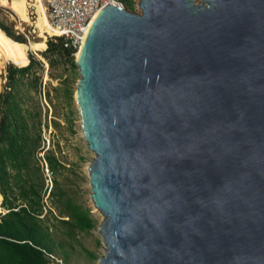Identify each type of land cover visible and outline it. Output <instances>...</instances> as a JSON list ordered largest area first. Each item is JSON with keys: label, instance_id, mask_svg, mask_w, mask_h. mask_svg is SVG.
I'll return each instance as SVG.
<instances>
[{"label": "water", "instance_id": "obj_1", "mask_svg": "<svg viewBox=\"0 0 264 264\" xmlns=\"http://www.w3.org/2000/svg\"><path fill=\"white\" fill-rule=\"evenodd\" d=\"M137 8L74 57L97 264H264V0Z\"/></svg>", "mask_w": 264, "mask_h": 264}, {"label": "trees", "instance_id": "obj_2", "mask_svg": "<svg viewBox=\"0 0 264 264\" xmlns=\"http://www.w3.org/2000/svg\"><path fill=\"white\" fill-rule=\"evenodd\" d=\"M125 9L131 3L122 1ZM0 30L15 43H20L0 23ZM44 55L63 59L70 70H75V53L64 48L60 39L45 42ZM74 54V55H73ZM45 57V56H44ZM48 58V57H46ZM14 62V61H13ZM9 62L1 76L0 92V264H47L43 252L53 254L57 247L62 261L67 254L62 243H54L49 232L47 218H40L44 208L42 197L45 193V166L51 175L48 199L56 211L48 217L65 227L64 236L73 240L75 231L87 233L94 223L89 209L77 204L60 186L57 179L59 169H64L54 155L43 150L39 124H35L26 110L18 106L20 89L33 88L39 78L36 69L40 64L32 59L19 63ZM16 66V67H15ZM70 98L71 92H66ZM43 156L39 157L38 154ZM43 190V191H42Z\"/></svg>", "mask_w": 264, "mask_h": 264}, {"label": "rangeland", "instance_id": "obj_3", "mask_svg": "<svg viewBox=\"0 0 264 264\" xmlns=\"http://www.w3.org/2000/svg\"><path fill=\"white\" fill-rule=\"evenodd\" d=\"M125 1L131 3V9L128 12L134 14L140 13L137 8L138 0ZM194 1L195 3L201 2V0ZM37 11L42 17V6L36 5V15H26L27 23H22L11 10L0 7V23L14 37L21 40L20 43L39 42L41 39L38 38L39 31L36 28L38 19ZM42 30L44 33V23ZM0 35L4 37V40L0 41V46L4 53H6L4 63L0 65L1 92V84L3 83L1 76L4 75L5 67L12 65L8 64L9 62L14 61L13 63H19L22 61L12 57L14 53L13 47L18 43L13 42L5 36L1 30ZM46 40H43L44 43ZM45 49L42 52L28 51L25 55L23 61L28 58L40 64L39 69L35 68L39 80L35 84H32L34 86L33 88L27 86L21 87L18 106L22 110L27 111L28 116L31 117L35 124H39L40 135L43 140L41 147H43V150L50 151L64 168L59 169L57 173V179L61 188L66 190L67 194L77 204L89 209L94 226L87 233L75 231L73 240H67L65 238V227L58 224L55 220L50 219L47 214V210H49L52 215H56V211L48 199V192L51 188V175L49 173L46 176L44 175L43 190H46L42 197L44 208L42 209L40 218L43 216V219L47 218V224L53 242L55 244L62 243V250L67 254L66 260L63 261L64 264H97L98 257L102 256L100 238L96 233L101 216L93 208L88 198L89 188L87 185L86 167L93 159V155L86 149L82 139L79 130L77 110L73 102L74 85L78 75L76 69L70 70L63 64L62 58H52L49 55H44ZM74 53L76 55V52ZM67 91L71 92L70 98L67 97ZM38 156L42 157L43 154L39 153ZM53 255L59 259L62 258L59 250L55 246L53 247Z\"/></svg>", "mask_w": 264, "mask_h": 264}, {"label": "built area", "instance_id": "obj_4", "mask_svg": "<svg viewBox=\"0 0 264 264\" xmlns=\"http://www.w3.org/2000/svg\"><path fill=\"white\" fill-rule=\"evenodd\" d=\"M36 5L42 6L49 29L43 33L44 40L60 39L64 48L74 52L79 49L92 18L104 7L116 6L127 11L122 0H25L26 15H36ZM43 173L48 174L45 166ZM42 253L47 264H64L55 255Z\"/></svg>", "mask_w": 264, "mask_h": 264}, {"label": "bare ground", "instance_id": "obj_5", "mask_svg": "<svg viewBox=\"0 0 264 264\" xmlns=\"http://www.w3.org/2000/svg\"><path fill=\"white\" fill-rule=\"evenodd\" d=\"M0 7H5L11 10L22 23H27V17H26V10H25V0H0ZM42 12V11H41ZM38 14V11H37ZM43 17V19H42ZM42 17L38 14V19L36 22V28L39 31V37L41 40L39 42H29L27 44L18 43L15 44L13 49V58H16V60L23 61L25 58V55L28 51L31 52H42L45 49V43H44V35H43V23L45 27V31H48V25L46 18L44 16V13L42 14ZM4 40V37L0 35V41ZM80 49V48H79ZM79 49L76 51L75 58L78 56ZM6 56V53L2 50L0 46V65L4 63V58ZM1 67V66H0Z\"/></svg>", "mask_w": 264, "mask_h": 264}]
</instances>
